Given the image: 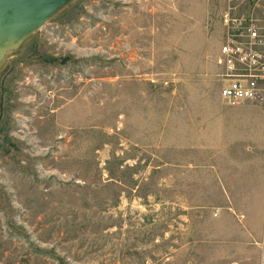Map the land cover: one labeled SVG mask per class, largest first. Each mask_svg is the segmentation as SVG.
Listing matches in <instances>:
<instances>
[{
    "label": "rangeland",
    "instance_id": "374dc122",
    "mask_svg": "<svg viewBox=\"0 0 264 264\" xmlns=\"http://www.w3.org/2000/svg\"><path fill=\"white\" fill-rule=\"evenodd\" d=\"M228 5L73 0L9 52L0 264H264V96L220 97Z\"/></svg>",
    "mask_w": 264,
    "mask_h": 264
},
{
    "label": "built area",
    "instance_id": "2783aa9c",
    "mask_svg": "<svg viewBox=\"0 0 264 264\" xmlns=\"http://www.w3.org/2000/svg\"><path fill=\"white\" fill-rule=\"evenodd\" d=\"M241 5L248 11L237 13ZM222 24L220 97L232 105L259 101L264 96V0H229Z\"/></svg>",
    "mask_w": 264,
    "mask_h": 264
},
{
    "label": "water",
    "instance_id": "95a60500",
    "mask_svg": "<svg viewBox=\"0 0 264 264\" xmlns=\"http://www.w3.org/2000/svg\"><path fill=\"white\" fill-rule=\"evenodd\" d=\"M73 0H0V66L51 17Z\"/></svg>",
    "mask_w": 264,
    "mask_h": 264
},
{
    "label": "bare ground",
    "instance_id": "6f19581e",
    "mask_svg": "<svg viewBox=\"0 0 264 264\" xmlns=\"http://www.w3.org/2000/svg\"><path fill=\"white\" fill-rule=\"evenodd\" d=\"M10 52V51H9ZM9 54V53H8Z\"/></svg>",
    "mask_w": 264,
    "mask_h": 264
}]
</instances>
